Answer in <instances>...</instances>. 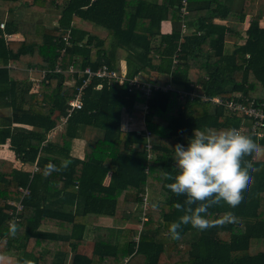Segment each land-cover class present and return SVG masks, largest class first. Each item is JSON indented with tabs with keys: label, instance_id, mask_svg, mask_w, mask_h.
<instances>
[{
	"label": "trees",
	"instance_id": "trees-1",
	"mask_svg": "<svg viewBox=\"0 0 264 264\" xmlns=\"http://www.w3.org/2000/svg\"><path fill=\"white\" fill-rule=\"evenodd\" d=\"M24 5L60 15L55 24L36 23L12 36ZM180 7L181 0H0V109H12L0 117V150L7 144L15 154L0 158V255L13 264H264V170L254 174L238 207H213L207 217L215 223L233 213L236 223L205 231L182 226L180 240L166 235L182 215L176 204L186 199L166 186L174 182L166 176L177 173V143L187 147L197 128L244 125V134L264 146V126L256 136L243 110L207 98L264 103V0H188L184 17ZM81 20L107 36L78 26ZM164 20L172 32H162ZM105 64L173 88L154 89L145 110L139 89L93 78L83 107L70 113L82 71ZM38 69L50 70L32 90ZM180 89L195 95L181 97ZM81 137L83 157L72 153ZM69 160L65 170L43 174L46 165ZM255 166L264 169V159ZM20 200L19 219L12 221ZM11 223L18 225L14 237Z\"/></svg>",
	"mask_w": 264,
	"mask_h": 264
},
{
	"label": "clouds",
	"instance_id": "clouds-1",
	"mask_svg": "<svg viewBox=\"0 0 264 264\" xmlns=\"http://www.w3.org/2000/svg\"><path fill=\"white\" fill-rule=\"evenodd\" d=\"M173 151L177 173L166 176V179L174 180L166 186L186 199L183 204H176L182 215L170 223L166 235L172 240H180L182 226L191 225L194 229L205 231L236 223L233 213L219 217L215 223L207 217L213 207L226 204L236 208L243 202V194L251 192L255 185L254 174L264 170L255 166L264 159V146L237 128H197L187 147L177 143ZM70 163V160L62 161L59 167L48 164L43 174L47 177L53 172L63 171ZM17 231L18 225L11 223L8 234L14 237ZM3 259L0 257V261Z\"/></svg>",
	"mask_w": 264,
	"mask_h": 264
},
{
	"label": "built area",
	"instance_id": "built-area-1",
	"mask_svg": "<svg viewBox=\"0 0 264 264\" xmlns=\"http://www.w3.org/2000/svg\"><path fill=\"white\" fill-rule=\"evenodd\" d=\"M180 12H181V16H185L188 14L189 10H188V0H181V7H180ZM1 26L4 27V22L1 23ZM183 26H185V24H183ZM71 36L70 34H67L64 36V40L66 41V45H70L71 44ZM177 60L175 59V62ZM50 69H42L41 73L43 78L46 76L47 72ZM56 71H62V67L57 66L55 68ZM70 71L71 72H75V69L73 66L70 67ZM82 73L84 75H86V78L84 80V83L79 87V91L76 94V96L72 99H70V108H69V112L71 113L73 110L78 109V108H82L83 107V90L84 88L89 84V82L93 79V78H113L115 79L117 82L121 83V84H127L129 89L132 90L134 88L139 89L140 91H142L145 96H146V101L144 102H139V106L144 108L145 110L148 109V106L151 103V96L154 92V89H158V88H162L164 90L168 89V88H173V85L171 83L167 84L166 86H161L159 84H153L150 83L148 81H146L145 79H143L141 77V75H136L134 77H129L127 75V73L125 71H120V70H116V69H112L110 68L108 65H103L101 67H99L98 69L94 70L91 67H86ZM181 93V97H183L186 94H190L191 96L195 95V91L194 90H179ZM208 99L212 100L215 103H219V105L225 104L228 107V110H230L231 112H237V110H243L245 115L253 122L252 126H251V130L252 132L256 135V136H263V132L261 130V127L264 126V103L260 104V105H254L253 102L250 105H245L240 101H236L235 99L229 100V101H224L222 99V97L220 96H210L207 97ZM239 129L242 133L245 132L246 127L243 125ZM147 136H150V132L147 131ZM151 142L148 140L147 143V147L150 148ZM34 170H38V165L35 164L34 166ZM21 190L24 193H29L30 190L29 188H23L21 187ZM145 200H147V195H145L144 197ZM16 206H17V210L15 212H12V221L13 220H17L19 219V215L18 213L21 211L22 207H23V203L22 201H17L15 202Z\"/></svg>",
	"mask_w": 264,
	"mask_h": 264
},
{
	"label": "crops",
	"instance_id": "crops-1",
	"mask_svg": "<svg viewBox=\"0 0 264 264\" xmlns=\"http://www.w3.org/2000/svg\"><path fill=\"white\" fill-rule=\"evenodd\" d=\"M153 1H162V0H153ZM28 10H30L29 8H27ZM25 10H19V12L23 13L25 12ZM49 12L53 18L51 19H43L42 22L45 23H50V24H55L57 22V19L60 15V10H56V9H50V10H46L43 13V16ZM21 13L18 14V20H19V28H18V32L16 35H12V36H21L25 31H33L35 24L37 23V19H35L34 17L32 18H27L25 16H23ZM35 13V12H33ZM42 14V13H41ZM8 16L7 13H5V17L6 18ZM45 17V16H44ZM45 20V21H44ZM78 26L80 27H85L88 30H90L91 32L100 35L101 37H105L107 36L108 31L104 28H102L101 26L92 23L90 21H85V20H81L80 22L77 23ZM173 30V24L170 20H164L162 22V32L164 33H170ZM125 50L121 49L120 50V56H121V64L124 66L125 61L123 60V57L125 55ZM42 69H38V70H32V74H31V81L33 82V88L32 90H37L36 88L39 87V83H41V81L44 79L41 73ZM39 72V73H38ZM141 77L144 79L145 75L144 73H141ZM146 81H148L145 78ZM73 81V80H72ZM74 82V81H73ZM5 110H7L8 112H5ZM12 114V109H0V117L3 115H10ZM60 128H58L57 130H55V132L52 133V139L57 138V132ZM86 144H87V139L84 137L81 138H77L74 142H73V146H72V153L76 156L79 157H83L85 154V148H86ZM8 145L6 144L4 146V148H2L0 150V158H7L10 160H14L15 159V154L12 150H10L9 148H7ZM0 256H6V255H0ZM7 257V256H6Z\"/></svg>",
	"mask_w": 264,
	"mask_h": 264
},
{
	"label": "rangeland",
	"instance_id": "rangeland-1",
	"mask_svg": "<svg viewBox=\"0 0 264 264\" xmlns=\"http://www.w3.org/2000/svg\"><path fill=\"white\" fill-rule=\"evenodd\" d=\"M26 9V11L25 12H23V13H21V12H19V13H21L23 16H25V17H27V18H32V17H34L35 19H37L38 21H37V23H41L42 21H43V19H46V20H48V19H51V18H53V15L52 16H50L51 14L49 13V12H47L44 16H43V13L41 14V13H38V12H35V13H33V11L32 10H28L27 9V6L26 5H24L22 8H21V10H25ZM45 21V20H44ZM229 48L231 49L232 48V46H229ZM39 73V72H38ZM38 88V87H37ZM36 88V89H37ZM5 112H8L7 110H5ZM95 221H96V223H102L103 222V224H112L113 222H112V220H109V219H103V220H101V219H98V218H95ZM0 257H3V256H0ZM11 260L12 259H10V257L9 256H4V259L2 260V261H0V264H13V262H11Z\"/></svg>",
	"mask_w": 264,
	"mask_h": 264
}]
</instances>
